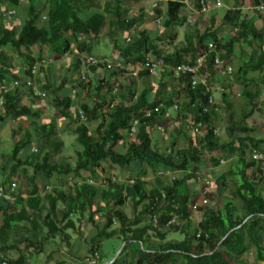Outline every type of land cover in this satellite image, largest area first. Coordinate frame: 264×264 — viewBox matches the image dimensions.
Listing matches in <instances>:
<instances>
[{
    "label": "trees",
    "instance_id": "16d2710c",
    "mask_svg": "<svg viewBox=\"0 0 264 264\" xmlns=\"http://www.w3.org/2000/svg\"><path fill=\"white\" fill-rule=\"evenodd\" d=\"M135 1L104 0L100 6L99 0H0V86L16 79L22 80L23 86V81L32 77L31 68L43 57L39 51L45 49L54 60L74 56L69 68L78 73L79 80L68 83L80 94L75 102L65 93L54 99L56 115L64 122L57 128L54 119L39 122L41 98L33 96L31 89L24 92L19 87L0 93V124L29 123V130L13 144L2 165L6 176L0 183L8 190L11 181L19 179L22 186L12 192V200L0 198V244L13 233L24 248L16 245L17 240L0 246V264H30L29 260L42 252L45 258L40 264H64L53 258L57 251L50 243L67 245L66 231L75 227L71 215L85 210H89L90 218L96 213L104 216L101 228L93 224L87 255L77 257L82 264H87L90 256L95 259L94 253L96 263L104 264L98 253L100 241L115 236L124 246L109 264H246L242 256L250 250L256 264L264 263V138L255 135L256 127L249 122L254 111L264 110V30L255 25L264 0H244L245 6L239 5L242 0H234L233 8L220 18L219 25L229 28L221 36L213 27V19L200 30L196 20L188 24L191 20L180 12L185 7L194 15L203 14L218 7L220 0H188L189 8L184 0H166L165 15L152 27L144 26L143 14H131L130 4ZM243 9H251L252 15L246 16ZM153 12L160 14L158 8ZM176 26L187 30L184 43L172 51L162 48L166 40L176 39ZM191 31L194 34H188ZM102 36L112 45L113 61L139 68L140 86L121 80L125 70L102 65L87 68V82L80 80L81 59L93 56L91 44ZM208 44L214 48L209 50ZM236 46L241 56L229 62ZM15 57L21 59L17 67ZM198 57H204L198 74L206 81L192 86L191 75H175L174 68L194 64ZM148 58L151 63L161 61V67L150 72L144 67ZM215 59L224 64H215ZM227 68L231 69L230 76ZM97 70L108 75L91 76ZM154 76L158 78L155 89L150 80ZM169 78L177 81L175 93L165 81ZM42 82L40 89L55 95L65 85ZM235 82L241 83L239 95L244 104L235 117L225 110L228 124L224 139L218 132L221 119L217 106L214 99L212 104L207 99L213 95L212 85L219 83L221 99L226 103L224 90ZM24 95L31 96L30 104H23ZM79 113L85 121L79 119ZM168 118L174 123L171 134L166 129L163 133L160 126ZM95 121L98 124L91 132L89 125ZM132 128L136 134L129 140ZM69 129L80 150L72 162H55L53 155L63 147L55 136ZM152 132L157 133L155 140ZM27 147L28 152L21 156L20 151ZM256 154L261 158L255 159ZM227 161L226 170L212 174V169ZM135 166L141 173L134 180L110 177L113 169L129 171ZM204 169L203 178L200 173ZM145 171L155 178L152 185L143 178ZM38 174L53 185L43 194L39 193L44 183ZM206 177L213 179L215 186L214 194H206L208 199L222 196L226 180L234 187L231 196L223 197L219 205L200 206V218L194 222L191 206L201 193L197 185L209 182ZM68 179L80 181L74 183L73 193L63 190ZM59 203L62 208L58 212ZM126 208L130 215L125 214ZM41 230L44 237L38 242L35 235ZM176 232L183 234L182 240L166 241L168 234ZM150 233L154 245L150 244ZM12 252H18L17 257L8 258Z\"/></svg>",
    "mask_w": 264,
    "mask_h": 264
},
{
    "label": "rangeland",
    "instance_id": "374dc122",
    "mask_svg": "<svg viewBox=\"0 0 264 264\" xmlns=\"http://www.w3.org/2000/svg\"><path fill=\"white\" fill-rule=\"evenodd\" d=\"M102 2H99L100 5H103L104 0H99ZM221 5H219L216 8H212L208 11H205L203 14H198V15H194L192 14V12L190 10H188L187 8L184 7V9H182L181 15H183L185 18H189V20H191L190 22H187L188 24H191V22L194 20L197 21V25L199 26L200 30H203L204 28L208 27L209 22L211 21V19H213V27L216 28L217 34L219 36L221 35H225L226 33L229 32V28L226 25H219L220 22V18H222L224 16V14L226 13V10L228 9H232L234 6V0H220ZM131 14L134 15H139V14H143L144 17V23H145V27H152L155 26L157 23V19L161 18L162 16L165 15V0H136L135 2L131 3ZM240 6H245V1L242 0L239 3ZM159 9L160 14L159 16L156 15L153 10L154 9ZM243 13L246 16H251L252 12L251 9H243ZM261 11L260 12V16L261 18H256L255 19V25L258 29H262L264 30V9L262 10H258ZM203 12V11H202ZM262 14V15H261ZM155 23V24H154ZM174 31L176 32V39L172 42L169 40H166V42H164L162 45H160L162 48L164 49H168L170 48V50L172 51L174 48H178L180 47L183 43H184V36L187 30H185V26L182 27H174ZM188 34H194L192 31L189 32ZM112 45L111 43L105 38V36H102L101 38H99L98 42L93 44L90 50V53L95 56V55H102L106 58H110L111 57V52H112ZM7 52L9 54L14 55V52L10 49L7 50ZM40 56H43L40 59H45V61H49V63H51V61L53 62V58L51 55H46L48 56L46 58V56L44 54H40ZM239 56H241V49L239 48V46H236L235 50H234V55L231 56L228 61L229 62H235L236 60H238ZM65 59V58H64ZM58 61V60H56ZM111 61L112 58H111ZM227 61V62H228ZM21 62L20 58H16L13 60V64L15 67H17L19 65V63ZM114 62V61H113ZM49 63H46L44 66L39 67V73H37V75H41L40 72L42 70V75H44L43 77V81H45L48 85L50 86H57L58 84H60L61 82L65 83V85L63 86V88L66 90L70 87V83H67L68 80L70 81H74V79H78V73H76L73 70H70V72H67L66 67H63L65 65H67L66 61H63L61 63H56V65L53 66V68H55V72L50 71L52 68H49L51 66V64L47 67V65ZM53 65V63H52ZM126 71V70H125ZM126 73V72H124ZM130 76V75H129ZM77 77V78H76ZM234 78V75H233ZM87 75L85 78V81L87 82ZM92 79L94 80V78L92 77ZM169 80H171L169 78ZM43 83V82H42ZM67 83V84H66ZM96 83V82H94ZM93 83V84H94ZM212 94L214 96V104L217 106V115L218 117L221 119L220 124L218 125V132L220 133V136H222L224 139H226V135H225V128L228 124V117H227V113L225 110H228V112H232V117H235L238 112L240 111L241 108H243V100L241 99L239 93H240V89H241V83L240 82H235L231 85L230 88L224 90L225 93L228 95L227 97V102H223L221 99V86L219 85V83H215L214 85H212ZM32 88H36L38 90V82L36 80V76L33 78L32 80ZM56 88V87H55ZM61 88V93H64V89ZM53 89V88H52ZM24 92H26L24 90ZM41 93H44L45 96L47 98L50 97V103H47V109H46V114L43 115L39 122L40 123H47L49 122L50 119H54L55 120V124L57 128H60L63 126L64 122L62 121V119H58L56 112L57 109L55 108V106L53 105V101L56 98V95L53 92H44V91H39ZM53 96V97H52ZM261 98H264V96L262 95ZM228 102H229V106H228ZM29 104V102H28ZM259 104V101H257V105ZM228 106V107H226ZM259 106V105H258ZM244 110H247L246 108ZM173 114V113H172ZM17 121H9L7 124H5L6 128H3L1 125V129H0V166H2L5 162L7 157L10 156L11 154V150L13 148V144L20 140L21 138H23L25 131L29 130V123L27 121L21 120V123H16ZM249 122H251L255 127H256V133L255 135L258 137H263L264 138V110L261 108V111H254L253 114L251 115V117L249 118ZM160 124L158 123V126ZM174 123L172 121V119H169V121L166 123L164 122L162 125H160L162 127V131L164 133L165 129L166 132L171 134V130L173 127ZM91 131V129H89ZM157 133L152 132V137L155 140ZM56 140H61L63 143V147L61 148V150L59 152H57L55 155H53V160L55 162L58 163H66L67 161H73L75 159V153L80 150L78 144L75 141V136L71 133V130L69 129V131H65V132H57L56 136H55ZM34 141L31 142V145H33ZM160 144L163 145V142ZM178 146H182V142L178 143ZM33 149V148H32ZM29 150V147H27L26 149L20 151V155L23 156L24 154H26ZM228 165V161L227 162H223V164H221L218 168L216 169H212L211 172L214 175H217V172H222L223 170H226V167ZM264 167V164H263ZM204 168L206 170H209L208 165H204ZM202 170V173H200V175H202L206 170ZM264 169V168H263ZM28 173L31 174V171L28 170ZM141 173L140 171V167L139 166H135L134 169L130 168L129 171L126 170H118V169H113L112 173L110 175L111 179L114 180V178L117 176V180H134V178H136L139 174ZM5 174V173H4ZM84 174V173H83ZM116 175V176H115ZM168 176V175H167ZM180 175L178 174L177 177H179ZM38 179L42 180V185H40L39 190H40V194H43V192L45 191H49L53 185H49L48 183L44 182V178L42 177L41 174L37 175ZM202 177L204 178V176L202 175ZM4 177L0 178V182L2 181L1 179H3ZM143 178L146 179L150 185L153 184L154 182V177L151 174V172H147L145 171V174L143 175ZM207 178V177H206ZM209 186L208 184H205L204 182L202 183H197V187L198 190H200L201 192L203 191L202 189H207L209 190V194H214L215 193V189H214V184H213V179H209ZM107 180V179H106ZM16 181V186H17V191L22 187L21 186V182L20 180H15ZM80 183V181L78 180H70L68 179V182L64 185L63 190L67 193H72V189L74 186V183ZM92 184H94L93 182H91ZM206 185V186H205ZM226 185L227 187L225 189L221 190V197H218L217 200H211L207 198V204L205 206H211L212 204L214 205V203H216L217 205L220 204V202L222 201L223 197L226 196H231V191L232 188L234 187V184H232L230 181L226 180ZM95 186V185H93ZM196 187V189H197ZM223 188V187H222ZM197 200H200L199 197H197ZM234 203H237V201H234ZM130 211V210H129ZM44 233H39L36 234V241L41 242L40 240L42 239ZM151 235V233H150ZM14 236V235H13ZM14 239L17 240L18 243V247L21 248L23 246V242H20V237L19 236H14ZM151 240H155L152 235L149 237ZM183 238V234L180 232H176V233H170L167 235L166 237V241H179L182 240ZM31 239L35 240L34 237H32ZM101 245L99 248V252L100 254L104 257L105 260H107L108 262H113L118 256L121 248H122V244L115 240L114 238H110V239H103L101 240ZM55 249H57V247L55 246ZM113 250H115V253H113ZM64 252V251H63ZM124 254V253H123ZM18 252H12L11 255L8 258H14L17 257ZM45 253L42 252L41 254L38 255V257H32L30 261V264H39L42 261V258H45ZM62 254L58 252L57 255H53V258L56 260L58 258H61ZM123 258V255H122ZM121 258V259H122ZM243 259L245 260L244 262L246 264H256L254 261V255L252 254V251L247 253L246 255L243 256ZM53 260V259H52ZM126 260V257H125ZM264 264V263H262Z\"/></svg>",
    "mask_w": 264,
    "mask_h": 264
},
{
    "label": "crops",
    "instance_id": "0c3cea01",
    "mask_svg": "<svg viewBox=\"0 0 264 264\" xmlns=\"http://www.w3.org/2000/svg\"><path fill=\"white\" fill-rule=\"evenodd\" d=\"M99 2H102V1H99ZM99 5H100V3H99ZM101 6V5H100ZM98 41H94L93 42V44H95V43H97ZM93 44H91V47H92V45ZM35 50V53H38V50L37 49H34ZM33 50V51H34ZM113 50V49H112ZM45 52H46V50L45 49H43L41 52L39 51V53H38V55L39 54H45ZM115 55V53L112 51L111 52V56L112 55ZM47 54H45V56H46ZM95 56H98V57H104V56H102V55H95ZM48 56H46V58H47ZM73 57L74 56H72V54H67L66 56H64L62 59H58V61H56V60H53V62L51 61V63H49L48 65H47V67L51 64V66L49 67V68H52L50 71H53V72H55L56 70H55V68H53V66L54 65H56V63H61V62H63V61H66L67 62V65H65V66H63V67H66V69H67V72H70V68L69 67H71V60L73 59ZM65 58V59H64ZM115 59L114 60H119V59H117V57H114ZM109 59H111V58H109ZM52 63H53V65H52ZM55 70V71H54ZM39 73V72H38ZM40 74L41 75H36V80H37V82H38V90L39 91H42L41 89H40V87L42 86V81H43V77H44V75H42V70H41V72H40ZM108 74H106L104 71H99V70H97L96 72H94V73H92V75L91 76H94V77H97V78H100V77H106ZM43 76V77H42ZM156 79H158L157 77H151L150 78V80H151V86L155 89V87H156V85H153V84H155V82H156ZM40 80V81H39ZM96 80V79H95ZM121 80L123 81V82H127V83H133V84H135L137 87L138 86H140V80L138 79V77H135V78H132V77H130L129 76V72L126 70V73H123L122 74V77H121ZM166 82H167V84H169V86H171V89H173L172 90V92H176V90L178 89V85H177V81L174 79V78H172L171 80H165ZM68 83V82H67ZM66 83V84H67ZM63 88V87H62ZM70 88V89H69ZM68 89H64V93L66 94V95H69L72 99H73V101L75 102V100H76V98H80V94H78L77 93V91H76V89H73L72 87H69ZM36 89V88H35ZM37 90V89H36ZM37 90V91H38ZM70 90V91H69ZM62 92V91H61ZM61 92H58L57 93V95H56V97L57 98H61L62 97V93ZM63 93V94H64ZM28 94V93H27ZM151 94H154V93H151ZM50 97L51 96H49V98H47L46 96L43 98V99H40V104H39V106H40V108H41V110H42V116L43 115H45L46 114V109H47V103L49 104L50 103ZM53 97V96H52ZM76 97V98H75ZM31 98V96H29V95H24V97H23V104H28V102H29V104H30V101H29V99ZM78 100H80V99H78ZM74 107L75 106H73L72 108L74 109ZM41 116V117H42ZM168 121H169V118L167 119ZM167 120H164V122H166ZM9 121H7V122H5V123H3V124H0V127H1V125H3L2 127L3 128H6V126H5V124H7ZM15 122V121H14ZM16 123H21V121H17ZM97 124H98V122L97 121H95V122H92V123H90V125H89V129H91V132H94V130H95V128H96V126H97ZM1 127V128H2ZM0 128V129H1ZM5 173V170H3V168H2V166H0V178H2V177H5L6 176V173ZM83 176H86V174L84 173V174H82ZM1 180H3V179H1ZM1 183V182H0ZM15 184V189H14V191H13V193H15L16 191H17V186H16V181L15 180H12L11 181V184ZM89 184H91V185H94V184H92L91 182L89 183ZM73 190L74 189H72V193H73ZM22 196L21 197H24V194H21ZM10 200H12V198L10 199ZM96 205H101V203L99 204V201H96V203H95ZM96 205H95V207H96ZM62 206V204H58V206H57V211L59 212L60 210H61V207ZM30 212V211H29ZM125 212V214H128V215H130V211H129V209H127L126 208V210L124 211ZM103 216H104V213H96V214H94L93 216H92V218H90V214H89V210H85L84 212H82L81 214H76V215H71V218H72V221H73V223H74V228L71 230H68V231H66V233L69 235V239H68V244L67 245H65V246H59L58 244H57V242L56 243H50V248H52V249H54L55 251H57V254H58V252L59 253H61L62 254V257L61 258H58V259H60V260H63L64 261V264H82L81 262H78L77 261V257H80V258H84L86 255H87V245L89 244V240H91V238H92V233H93V224H95L96 226H100V228L102 227V225H103ZM199 218H200V214L199 213H193V220H194V222H196V221H198L199 220ZM64 224V223H63ZM62 223L60 224V226L61 225H63ZM40 232H37L36 234H39ZM41 233H44V231H42L41 230ZM14 236H13V233H10V234H8L5 238H4V240L2 241V243L0 244V246H2V245H5V246H9V245H11L12 243H13V240H16V239H14L13 238ZM43 237H44V234H43ZM42 237V238H43ZM36 238V237H35ZM115 240H117V241H119L121 244H122V248H123V246H124V243L121 241V240H118L117 239V237L115 236V237H113ZM42 240V239H41ZM40 240V241H41ZM101 241H100V245H101ZM153 243H155V240H154V242H153V240H151V242H150V244H152V245H154ZM17 246H18V243L16 244ZM152 245H149V247H151L152 248ZM55 246L57 247V249H55ZM21 248H24V246H22ZM100 248V247H99ZM122 248H121V250H122ZM121 250H120V252H121ZM64 251V252H63ZM252 250H250V252H251ZM120 252H119V254H120ZM99 253V255H100V258H101V260L102 261H105V263L104 264H109V262L107 261V260H105L104 259V257L100 254V252H98ZM113 253H115V250H113ZM56 253H55V255H57ZM244 255H246V254H244ZM243 255V256H244ZM243 256H242V260L243 261H245L244 259H243ZM40 264V263H39ZM49 264H52V261H50V263ZM260 264H262V263H260Z\"/></svg>",
    "mask_w": 264,
    "mask_h": 264
},
{
    "label": "built area",
    "instance_id": "2783aa9c",
    "mask_svg": "<svg viewBox=\"0 0 264 264\" xmlns=\"http://www.w3.org/2000/svg\"><path fill=\"white\" fill-rule=\"evenodd\" d=\"M183 2L189 8L188 0H184ZM219 5H220V3L217 2V6H219ZM262 7H264V5L259 6L258 10L263 9ZM208 48L210 50V49H213L214 47L211 44H208ZM49 62H50V60L46 62L45 59L37 60L36 63L34 64V66L31 68V71H30L32 77L23 81V86H22V80L20 81V80L16 79V80H13L9 84H2L0 86V93L5 94L9 90H11L12 88L22 87L21 88L22 90L23 89L24 90L31 89V93L33 96H37V97H40L41 99H43L45 97V94L39 92V90L37 91L35 88H32V80L37 75V73L39 72V67L44 66L46 63H49ZM203 62H204V57H198L194 64H184V65L176 66L174 68V73H175V75H179L182 72H186V73L190 74L191 75V85L195 86L198 82H205L206 81V78L204 76L198 74L200 68L202 67ZM215 64H224V62L220 61L219 59H215ZM96 65L105 66L107 69L115 67V68H118L120 70H127L129 72L130 77H132V78L137 77V74L139 72L138 67H135V68L132 67L131 68L130 65H128V64L123 65V63L120 60L111 62L108 59L98 58L95 56L88 55V56H85V58L81 59V66H80L81 71L79 73L80 74V80H83L85 78L84 72L87 68H89L90 66H96ZM161 65H162L161 61H157L156 63H151L149 58L146 59L145 63H144V67L148 68V70L150 72L154 71L158 67H161ZM10 72H13V70L10 69ZM230 72H231V69L227 68L228 76H230ZM213 99H214L213 95L210 94L208 96V99H207L208 103L212 104ZM79 119L81 121H85L84 117L81 113H79ZM134 124H136V123H134ZM199 126H200V124L197 125V127H199ZM197 127L194 129L195 132H197ZM158 129H160V128H158ZM135 130H136L135 128H132L129 131V138H128L129 140L130 139L134 140V136L136 134ZM254 158L259 159V158H261V156L256 154V155H254ZM159 174L162 175L163 172H160ZM130 182H132V181H130ZM204 183L208 184V186L210 185L209 182H207V181H205ZM14 189H15V184H13V183L10 184V188H8V190H5L2 186H0V198H2L3 200H10L12 198L11 194L14 191ZM202 190L203 191L198 196L200 198V200L196 199V202L191 206V210L193 211V213H198V208L200 206H205L207 204L206 194H209V190L204 189V188ZM154 222H155V219H154ZM94 257H95V259L91 258V256H90L89 258H87L85 260V262L87 264H97L96 263V257H97L96 253H94Z\"/></svg>",
    "mask_w": 264,
    "mask_h": 264
},
{
    "label": "clouds",
    "instance_id": "9594fccd",
    "mask_svg": "<svg viewBox=\"0 0 264 264\" xmlns=\"http://www.w3.org/2000/svg\"><path fill=\"white\" fill-rule=\"evenodd\" d=\"M166 1V0H165ZM263 5H264V3H263ZM263 8V7H262ZM262 10V9H261Z\"/></svg>",
    "mask_w": 264,
    "mask_h": 264
},
{
    "label": "water",
    "instance_id": "95a60500",
    "mask_svg": "<svg viewBox=\"0 0 264 264\" xmlns=\"http://www.w3.org/2000/svg\"><path fill=\"white\" fill-rule=\"evenodd\" d=\"M118 255H119V254H118ZM118 255H117V256H118Z\"/></svg>",
    "mask_w": 264,
    "mask_h": 264
}]
</instances>
